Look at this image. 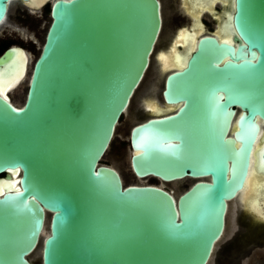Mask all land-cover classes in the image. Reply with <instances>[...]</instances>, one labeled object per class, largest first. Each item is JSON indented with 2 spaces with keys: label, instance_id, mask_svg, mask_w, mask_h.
I'll return each mask as SVG.
<instances>
[{
  "label": "water",
  "instance_id": "obj_1",
  "mask_svg": "<svg viewBox=\"0 0 264 264\" xmlns=\"http://www.w3.org/2000/svg\"><path fill=\"white\" fill-rule=\"evenodd\" d=\"M15 1L30 0H0V26ZM46 1L24 101L0 89V264H216L230 245L239 258L264 245V215L242 207L244 230L218 248L251 155L264 169V0H232L230 38L197 34L184 64L160 73L175 107L130 128L132 171L190 179L177 196L124 183L101 161L150 66L159 0ZM17 54L26 69L27 50L12 44L0 73Z\"/></svg>",
  "mask_w": 264,
  "mask_h": 264
},
{
  "label": "rangeland",
  "instance_id": "obj_2",
  "mask_svg": "<svg viewBox=\"0 0 264 264\" xmlns=\"http://www.w3.org/2000/svg\"><path fill=\"white\" fill-rule=\"evenodd\" d=\"M16 2L17 1L11 4L9 12L7 14V18L0 26V44H1L0 52L9 42H13L14 44L23 46L28 52L29 62H28L26 77L24 80H22L19 83L17 87L12 89L8 93L9 96H11L14 99V103L21 104L25 98L28 75L30 73L33 61L37 57L40 51L51 16H50V1H47L39 8L35 9V14L32 16L33 18L31 17L29 18L30 22L26 21L27 26L31 32L29 35L31 39L26 37L20 38L15 33L11 32L10 29H8L9 27L7 26L8 24L7 21H9L10 18H15V15L19 14L16 8ZM211 25H213V22L210 21V27ZM158 46L159 45H157L156 47ZM158 50L160 51L161 49ZM155 59H154V55L152 54L151 63L144 76V79L140 84V86L138 87L136 93L134 94L127 111H125V113L121 116L119 123L115 129V134L112 138L109 148L102 157L101 161L105 163H110L114 165L118 170H120L124 183H131V182L154 183L164 186L165 188L171 190L175 196H177L181 191H183L188 186V184L190 183V179L184 178L180 180L163 181L154 176H146L140 178L135 175V173L132 171L130 166L129 156L131 149L128 140L130 128L132 126V122H130V118L132 117V111L135 102L137 98H139L140 91L142 90L143 86L146 85L147 80L148 83L153 80L151 75L154 73L153 69L155 67V62L158 64L157 52L155 54ZM16 70H17L16 67H13L11 68L10 72L15 76V74L17 73ZM163 80H164V74L160 76L159 84L157 87V97L160 102H162L160 100L161 99L160 96H161V87L163 85ZM240 203H241L240 200H238V204L240 206L243 205ZM238 204H236V201L234 200L230 201L229 209L227 212L226 229L224 235L222 236L220 242L218 243L219 249L222 247V245L232 240L233 237H235V235L238 233V231L244 230L243 228H245L239 221L242 214L241 212L242 207H239ZM48 228H49V224L47 220L45 227L46 231L48 230ZM40 245H41V241L36 251H34L31 254V257L34 258L38 263L40 261V251H39ZM232 249L233 246L230 245L229 248L226 250V252L219 257L220 261L216 262V264H264V251L262 250V247L255 246L253 247V253H251L249 256L246 257L242 256L240 258L237 254H234L235 251ZM210 264H215L214 258Z\"/></svg>",
  "mask_w": 264,
  "mask_h": 264
},
{
  "label": "flooded vegetation",
  "instance_id": "obj_3",
  "mask_svg": "<svg viewBox=\"0 0 264 264\" xmlns=\"http://www.w3.org/2000/svg\"><path fill=\"white\" fill-rule=\"evenodd\" d=\"M159 2H160L161 17H162V27L157 43L155 45L156 49L153 52L154 59L156 52L159 51L158 49L167 51L169 48H171L170 47L171 43L175 39L177 33L179 34L181 30L196 29L197 27L196 25L199 24L196 23L195 21L197 16H199V19L201 20L200 23H202V26L204 27V29H202L203 32L215 31V29L223 25L225 17L227 13L230 11L232 5V0H230V2L229 0H222V1L221 0H159ZM16 8L19 14L15 15V18H10L9 21H7L8 23L7 26L9 27L8 29H10L11 32L15 33L20 38L26 37L31 39V37H29L31 32L27 26L26 21L30 22L29 18L30 17L33 18L32 16L35 14V9L29 7V5H27L23 1H17ZM197 11H199V13ZM193 15L196 17L194 18ZM209 19L211 22H213V25H211V27H210ZM12 44L14 43L9 42L3 48V50ZM157 45L159 46L156 47ZM178 45L179 47H181L180 43H178ZM3 50L0 53H2ZM161 54L163 53H159L158 55ZM159 69H160V64H157L155 62V67L153 69L154 73L151 75L153 80L150 81L149 83L147 80L146 85L143 86V88L145 87L144 90L142 88V90L140 91V96L139 98H137L135 102L132 111V117L130 118V122H132V126L146 119L148 116L152 114H156V112L150 111L152 110L151 107H146V103L148 102L145 99L146 97H155L159 104H163L164 99L162 93L160 96L161 98L160 100L162 102H160L157 97V89H156V84L158 82V78L160 79V73H161ZM11 100L14 102V99L12 97ZM239 221L241 223V217ZM238 233H241V231H238ZM255 246H259V245L255 244ZM255 246L254 245L250 246L251 250L249 252V255L253 253V247ZM259 247H262V250L264 251V245ZM249 255H241V257L242 256L246 257Z\"/></svg>",
  "mask_w": 264,
  "mask_h": 264
},
{
  "label": "bare ground",
  "instance_id": "obj_4",
  "mask_svg": "<svg viewBox=\"0 0 264 264\" xmlns=\"http://www.w3.org/2000/svg\"><path fill=\"white\" fill-rule=\"evenodd\" d=\"M46 2H47L46 0H30L29 2H27V5H29V7L37 6L39 8ZM197 12L199 13V11ZM195 17L196 16H194V18ZM196 19H195L196 23H199V24L196 25L197 27L194 33L188 32L187 29L181 30L179 34L177 33V35L175 36V39L171 43V46H170L171 48H169L167 51L160 50L157 52V54L159 53L165 54V55L163 54L158 55L157 62L158 64H160L159 70L161 71V73H165V71L169 68L180 67L181 65L184 64L186 56L189 54V51L193 48L197 34H199L202 31V29H204V27L202 26V23H200L201 20L199 19V16H197ZM215 32L218 33L224 39L230 38L229 26L226 25V22L223 23V25L219 26L217 29H215ZM178 43L181 44L182 50L178 48L179 47ZM183 48H186V50L184 51ZM16 60L17 61L15 63V67L17 69L16 70L17 73L15 74V76L11 72L0 73V89L6 94H8L9 91L17 87L19 83L25 79V76L27 73L26 70H27V64H28L29 58L25 59L26 60L25 70L23 68V59L19 54L16 55ZM145 99L148 101L146 103V107L152 108V110H150L151 112L157 113L159 111L167 110V109H171L175 107L173 104H164V100H163V104H159L155 97H146ZM263 131L264 129H261L258 133V136H260ZM259 144H260L259 139H256L255 141L256 147H258ZM138 177L141 178V176H138ZM1 190H2V184L0 183V191ZM235 200H237V202L238 200H240L241 202L240 204H243V205L240 206L238 204V206L245 207V209L247 210L249 214L253 216L255 214L259 218H263L262 215H264L263 214L264 213V169L259 168L255 164V159L253 155H251L250 166H249V170H248L247 176L244 181V185L242 189L238 192Z\"/></svg>",
  "mask_w": 264,
  "mask_h": 264
}]
</instances>
